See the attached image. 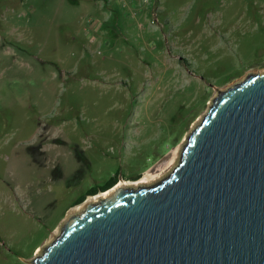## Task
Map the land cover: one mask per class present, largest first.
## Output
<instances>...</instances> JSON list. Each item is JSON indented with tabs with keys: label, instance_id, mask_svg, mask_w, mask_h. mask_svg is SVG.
<instances>
[{
	"label": "rangeland",
	"instance_id": "rangeland-1",
	"mask_svg": "<svg viewBox=\"0 0 264 264\" xmlns=\"http://www.w3.org/2000/svg\"><path fill=\"white\" fill-rule=\"evenodd\" d=\"M81 1L0 0V264H30L90 188L164 178L217 92L264 72V0Z\"/></svg>",
	"mask_w": 264,
	"mask_h": 264
},
{
	"label": "water",
	"instance_id": "water-1",
	"mask_svg": "<svg viewBox=\"0 0 264 264\" xmlns=\"http://www.w3.org/2000/svg\"><path fill=\"white\" fill-rule=\"evenodd\" d=\"M114 186L27 263L264 264V72L217 92L164 178Z\"/></svg>",
	"mask_w": 264,
	"mask_h": 264
},
{
	"label": "crops",
	"instance_id": "crops-1",
	"mask_svg": "<svg viewBox=\"0 0 264 264\" xmlns=\"http://www.w3.org/2000/svg\"><path fill=\"white\" fill-rule=\"evenodd\" d=\"M64 1H70V0H63ZM84 4L82 2L81 5H83L81 7V11L84 12V14H89L91 13V10L95 7V8H99V10L101 9V12L104 11V9H108L112 15L114 14H119L122 15L124 14L125 16H127V13H130V17L133 18L134 16H136L137 14H140L142 11V8L145 6H151L150 2H146L144 0H126V4H121L120 5V0H84ZM147 4V5H146ZM126 13V14H125ZM102 14V13H99ZM104 16H106L105 14H102ZM89 23V27L90 28H94L95 31H98L101 27V23L95 22L94 23V19L92 17H90V19L88 20ZM68 34V33H67ZM58 35V34H57ZM69 37L73 38L74 36L72 35V32L69 33ZM74 39V38H73ZM56 45L59 47L60 46H64L66 47V44H69L68 42H66L64 40V38H56V41L53 40ZM61 41V42H59ZM62 46V47H63Z\"/></svg>",
	"mask_w": 264,
	"mask_h": 264
},
{
	"label": "bare ground",
	"instance_id": "bare-ground-1",
	"mask_svg": "<svg viewBox=\"0 0 264 264\" xmlns=\"http://www.w3.org/2000/svg\"><path fill=\"white\" fill-rule=\"evenodd\" d=\"M180 150V149H179ZM179 150L177 149V150H174L171 154H170V160H175L177 157H178V154H179ZM167 164H168V162H165V163H163V165H161L160 166V168H163L162 166H167ZM164 167V168H165ZM160 168H158V169H160ZM156 168H154L153 170H151V171H149V172H147L146 174H144L143 176H142V178L139 180V181H136V182H134V183H130V182H127V181H125V180H120L115 186H114V188H120V187H130V186H139V185H145V184H148V183H150L151 181H156L157 179H159L160 178V176H159V172H157L158 171V169L157 170H155ZM159 177V178H158ZM111 192V190L110 191H105V192H103V193H99V194H97L96 196H94V197H88L87 198V200H85L86 202H88V203H91V202H93V201H95L96 199H98V198H100L101 196H103V195H105V194H108V193H110ZM85 202V203H86ZM82 206H83V204H80V205H78V206H76L75 208H73V210L72 211H77V210H81V208H82Z\"/></svg>",
	"mask_w": 264,
	"mask_h": 264
},
{
	"label": "trees",
	"instance_id": "trees-1",
	"mask_svg": "<svg viewBox=\"0 0 264 264\" xmlns=\"http://www.w3.org/2000/svg\"><path fill=\"white\" fill-rule=\"evenodd\" d=\"M139 177H140V175L137 176L136 178H134L133 181L139 179ZM117 182H118V179L116 178V176H114V177L110 178V180H109L107 183H105L104 185H101V186H95V187H93V188H90L89 190H87V192H86L83 196H81V197L78 199V201H77L76 203H74V205H77V204L82 203V202L86 199L87 196H88V197H90V196H94V195H96V194L99 193V192H102V191H105V190H106V191L109 190V189H110L112 186H114Z\"/></svg>",
	"mask_w": 264,
	"mask_h": 264
},
{
	"label": "built area",
	"instance_id": "built-area-1",
	"mask_svg": "<svg viewBox=\"0 0 264 264\" xmlns=\"http://www.w3.org/2000/svg\"><path fill=\"white\" fill-rule=\"evenodd\" d=\"M144 1H146V2H149L150 0H144ZM93 41V40H92ZM94 42V41H93Z\"/></svg>",
	"mask_w": 264,
	"mask_h": 264
}]
</instances>
